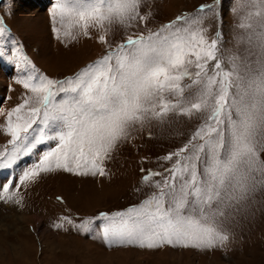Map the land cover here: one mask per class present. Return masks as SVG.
<instances>
[{"label": "snow or ice", "instance_id": "obj_1", "mask_svg": "<svg viewBox=\"0 0 264 264\" xmlns=\"http://www.w3.org/2000/svg\"><path fill=\"white\" fill-rule=\"evenodd\" d=\"M83 0H74L77 6ZM144 0H110L106 10L96 0L78 13L83 34L88 28L119 23L128 27L147 21L141 15ZM68 0H57L51 22L63 23ZM258 9L248 12L237 37L243 47L228 58L225 70L218 57L221 33L207 39L205 21L218 16L212 5H201L190 17H177L175 24L150 31L147 36H128L126 41L94 63L64 79L38 73L31 60L30 71L17 83L31 95L13 107L2 129L10 138L0 151V167L12 168L39 145L55 142L15 181L0 185V192L19 190L18 185L41 173L66 172L78 176L105 177V161L127 141L137 126L163 122L176 112L192 116L205 113L204 123L188 142L166 156L172 166L159 189L139 206L114 215L99 213L100 229L109 245H164L215 250L228 240L221 230L229 217L264 187V0H246ZM59 38L60 30L52 29ZM11 33L0 25V43ZM100 40L105 41L101 36ZM21 45L15 46L18 54ZM194 57V59H190ZM211 62V63H210ZM194 66L195 72L189 71ZM185 78L191 84L181 86ZM195 88L189 96L185 90ZM175 97V102L166 99ZM3 102H0L2 104ZM159 109V110H158ZM57 127L53 134L49 129ZM141 171H145L141 169ZM163 173L147 170L144 183ZM15 193L0 201L12 200ZM64 223L72 221L65 218ZM55 227H63L62 224ZM77 230L92 233L93 221L84 220Z\"/></svg>", "mask_w": 264, "mask_h": 264}, {"label": "rangeland", "instance_id": "obj_2", "mask_svg": "<svg viewBox=\"0 0 264 264\" xmlns=\"http://www.w3.org/2000/svg\"><path fill=\"white\" fill-rule=\"evenodd\" d=\"M42 1L0 0V25L11 33L5 35L0 43V62L4 67L13 65L15 68L7 79L4 75V81L0 80V85L4 86L3 90L0 86V102L4 99L0 104V151L11 147L6 144L10 137L2 131L6 128L7 113L25 96L31 95L17 83L30 71L24 63L26 59L34 63L38 73L64 79L102 58L126 41L128 36H147L150 31L162 29L169 23L175 24L177 17L196 15L201 5H212L218 16L209 14L205 21L206 38L215 39L217 32L221 33L217 55L227 71L231 69L228 58L239 54L243 47L237 37L245 29L239 25L248 12L258 10L246 5V0H144L140 11L141 15L148 17L147 21L137 20L128 27L105 22L104 28L89 27V35L85 36L78 13L87 5L95 4L96 0H83L81 6H77L74 0H68L63 23L59 22V17L55 23L50 20L57 0H47L40 5ZM27 2L29 8L24 7ZM109 2L105 0L100 5L102 11L106 10ZM38 8H42L40 20L34 14ZM36 22L38 28L35 27ZM53 28L60 30L59 38ZM35 36L39 37L42 46L35 42ZM101 36L106 42L100 40ZM17 43L22 46L18 54L15 51ZM41 50L44 51L42 56ZM189 71L195 72L196 69L189 66ZM188 84H191L189 78L181 81L182 87ZM193 92L195 88L186 89L184 95L189 96ZM166 99L174 103L176 98L166 94ZM205 115L185 116L169 112L163 122L152 120L144 127L137 126L130 138L112 153L113 159L105 161V177L78 176L62 171L41 173L38 178L18 185V191L2 192L0 195L3 197L14 192L13 199L21 202L17 205L12 200L0 201V264H264V187H258L245 205L224 222L221 230L228 235V240L215 250L169 245L158 248L109 245L102 238L100 229L105 222L99 219V213L114 215L139 206L158 192L154 182L163 183L165 176L169 175L165 169L170 168L176 159L166 160L167 154L188 142L204 123ZM57 130L53 127L49 132L54 134ZM46 145L40 153L35 149L30 154L33 160L25 169L37 163L50 147L55 146V142ZM149 169L163 175L153 177L152 182L146 184L142 178ZM2 183L0 181V185ZM23 215L30 217L31 221L22 223ZM34 217L53 237L42 235L43 231L37 229ZM65 218L72 223H64ZM84 220L93 221L92 233L77 230L76 226ZM58 224L63 227H55ZM48 241L56 244L54 250L50 249L53 245L48 246Z\"/></svg>", "mask_w": 264, "mask_h": 264}, {"label": "bare ground", "instance_id": "obj_3", "mask_svg": "<svg viewBox=\"0 0 264 264\" xmlns=\"http://www.w3.org/2000/svg\"><path fill=\"white\" fill-rule=\"evenodd\" d=\"M28 1V0H27ZM38 1V0H37ZM34 2V1H33ZM40 4V3H39ZM19 5H22V4H19ZM32 5V4H31ZM36 5H38V3L36 4ZM35 5V6H36ZM29 6V3L27 2V3H24V7H28ZM22 7V6H21ZM43 7V6H42ZM23 8V7H22ZM29 8V7H28ZM39 9V8H38ZM41 10H42V8L41 9H39L36 13H34V14H36V16L38 17V19L40 20L41 19V16H42V12H41ZM44 14V13H43ZM35 17V16H34ZM32 23V22H31ZM39 24H40V22H39ZM30 26V25H29ZM36 26H38V22H36V25H35V27ZM32 28V27H31ZM36 28H38V27H36ZM36 28H33V31H34V29H36ZM32 30V29H31ZM34 32H36V31H34ZM36 35V34H35ZM36 41L35 42H39L40 43V46H42V42L40 41V39H39V37L38 36H35V37H33ZM31 41V40H30ZM33 41V40H32ZM34 43V42H33ZM33 43H31V44H33ZM41 53V56H42V52H43V54H44V51L43 50H41L40 51ZM13 70V67L12 66H7V67H4L2 64H1V62H0V80L3 82L4 81V75H9L10 74V71H12ZM1 86V90H3L4 89V86L3 85H0ZM44 146H42L41 148H43ZM33 159H32V157H31V155H28L27 157H25V158H23L22 160H20L16 165H14L12 168H3V167H0V181L1 182H3V183H5V184H7L10 180H12V181H15V179L18 177V176H20V172L22 171V170H24L27 166H28V163H30L31 161H32ZM26 161V162H25ZM24 216V218L22 219V223L23 222H26L27 223V221H31V218L30 217H28V216H25V215H23ZM29 221V222H30ZM34 221L36 222L35 224H37V229L38 230H42L43 231V233H42V235L43 236H45V237H49V236H51V237H53L52 236V233L51 232H49L47 229H44L43 228V225H41V223H40V221L38 220V219H36L35 217H34ZM30 225V224H29ZM2 227V226H1ZM41 234V233H40ZM42 237V236H41ZM41 239V238H40ZM49 243H47L48 244V246H50V245H53V246H51L50 247V249L51 250H54V248H55V246H56V244L54 245V242H51V241H48ZM50 242H51V244H50ZM25 244H27V242H25ZM47 246V247H48ZM117 253H118V251H117ZM120 253H129V254H131V252H120ZM173 254V253H172ZM174 255V254H173ZM97 256V255H96ZM88 261H89V259H88Z\"/></svg>", "mask_w": 264, "mask_h": 264}]
</instances>
